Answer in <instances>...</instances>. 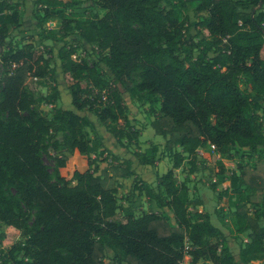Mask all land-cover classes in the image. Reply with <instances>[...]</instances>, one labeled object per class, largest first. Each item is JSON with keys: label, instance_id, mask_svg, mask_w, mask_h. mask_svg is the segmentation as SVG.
Here are the masks:
<instances>
[{"label": "trees", "instance_id": "trees-1", "mask_svg": "<svg viewBox=\"0 0 264 264\" xmlns=\"http://www.w3.org/2000/svg\"><path fill=\"white\" fill-rule=\"evenodd\" d=\"M36 2L41 21L60 20L64 43L56 58L72 105L91 112L117 142L137 145L140 132L129 121L124 90L157 106L151 124L169 136L164 149L181 151L172 152L171 168L154 185L137 178L132 159L109 152L87 115L59 105L54 84L44 94L28 83L55 80L52 45L5 47L21 17L16 1L0 0V264H105L106 249L112 264H183L185 256L189 264L264 260V174L254 164L247 178L246 163L237 173L222 162L247 150L264 163V0H98L103 15L86 17L66 12V0ZM190 12L205 15L191 22ZM70 34L92 46L96 59L73 58ZM37 36L55 39L42 22ZM41 103L51 105L47 115ZM75 150L88 168L75 170L72 184L60 168ZM157 150L152 145L133 155L138 165L153 166ZM198 151L214 165L216 182H229L218 198L230 195L234 232L245 237L235 252L209 213L197 209L202 201L175 177L184 161L195 170ZM129 177L130 194L168 208L174 225L154 209L135 215L129 205L124 222L113 219L120 209L117 179Z\"/></svg>", "mask_w": 264, "mask_h": 264}, {"label": "rangeland", "instance_id": "rangeland-1", "mask_svg": "<svg viewBox=\"0 0 264 264\" xmlns=\"http://www.w3.org/2000/svg\"><path fill=\"white\" fill-rule=\"evenodd\" d=\"M19 4V13H20V20L21 26L17 28H13L10 31L9 37L7 38L4 46H14L20 45L24 42H31L34 44L35 47L44 49L46 51L51 47V55L53 59V66L55 68V80L45 79L41 85H38L35 81H28V83L38 89L42 93H46L48 85H55L57 87L59 93V105L64 109H71L80 115H87L92 124L94 125L95 130L98 134L102 137V141L104 145L110 147L115 151V154L112 153V150H109L113 155L121 158V159H132L133 161V169L137 178H142L148 184L154 185L155 180L158 175L163 174L172 166V152L173 151H181L180 147H175L171 152H168L164 149V144L168 135L161 136L157 135L155 128L151 124L154 118L156 117L157 113V106H150L148 104H141L136 100H133L129 97V94L122 90V97L124 103L127 105V113L130 123L138 129L140 132L139 142L137 145H130L125 146L119 142H117L106 130L104 127L99 126L96 123L95 116L89 111H78L71 103V97L68 92V83H65L62 79L60 68H59V60L56 58V53L58 48L64 43V41L60 38L59 35V27H60V20L55 17L47 18L44 21H41V17L43 12L40 10L39 3L36 0H14ZM69 1L71 4L69 7L66 8V12L71 13L74 16L78 17H86V16H93L103 15L104 11L100 8L98 4V0H66ZM205 13H201L199 15H194L192 12L189 13L190 21H195L201 19ZM42 22L43 26L47 30H51L54 35L55 39L53 41H46L41 42L37 36V23ZM197 31L196 28H191V34H195ZM69 43H72L77 47L76 53L72 56L73 58H86L88 61L92 62L96 59V55H89V51L93 48L89 44L84 41L78 39L75 34H70L65 40ZM49 55L48 52H46ZM1 69V68H0ZM51 105H47L46 103H41L38 106L39 112L44 115L48 114ZM263 122H264V115H263ZM89 132V136H92V132L89 128H87ZM152 145H156L158 147L156 153V161L154 162L153 166H143L138 165L133 152L136 150H144L147 147ZM70 154V153H69ZM240 156H236L231 160L222 159V162L227 167V169H233L238 173L237 166L239 164L244 165L246 163L247 166V178L253 174L256 169L252 168L254 164L256 168L259 169L262 174H264V163L259 160H256L255 157L247 150L240 152ZM217 159H219L217 155ZM45 162L52 166L53 161L50 159H45ZM109 164V161L106 162H99V166L106 167ZM65 167V166H64ZM62 167V168H64ZM68 168L67 172H62V175L69 179L73 184L75 181L70 178V175L73 174L75 170H80L78 165ZM213 168L212 162L208 159L206 163L202 162V158L200 153L198 152L197 157V165L194 171H190V165L184 161L182 166L174 169V174L178 182H185L188 189L189 194L192 199H200L202 201V205L198 206L197 209H203L209 213L210 220L214 225H216L222 232L225 240L229 246H231L233 252H235V245L238 242L245 241V237L243 235H237L234 232V206L229 201L228 194L224 195L222 198H218V195L221 191L229 187V182L217 183L216 179L213 175ZM61 171V169H60ZM63 171V170H62ZM61 173V172H60ZM69 177V178H68ZM72 177V176H71ZM117 181H119L117 179ZM133 180L129 178L125 181H122L117 188V198L118 203L120 205V209L116 212L113 219L119 221H125V215L123 212V208L127 205L130 206L131 210L134 212L135 215H139L144 211H148L151 209L156 210L157 212L161 213L162 215L166 216V220L169 224L174 225V219L172 213L169 211L168 208H157L155 202L150 200L147 196L143 193L131 192ZM215 184V188L213 185ZM229 193V189H227ZM129 198V199H128ZM233 200V198H232ZM195 211V210H194ZM167 223V224H168ZM2 227L0 225V231ZM18 239V235H15L11 238V242H14ZM105 257L103 262L105 264H112V253L106 249L105 250ZM190 257L185 256L183 259V264H189ZM125 264V263H122ZM197 264H213L208 260H200ZM249 264H264V260L253 262Z\"/></svg>", "mask_w": 264, "mask_h": 264}, {"label": "crops", "instance_id": "crops-1", "mask_svg": "<svg viewBox=\"0 0 264 264\" xmlns=\"http://www.w3.org/2000/svg\"><path fill=\"white\" fill-rule=\"evenodd\" d=\"M104 144V143H103ZM108 150H112V153L115 154V151L113 149H111L110 147L104 145ZM67 155V161H66V164H65V167L64 168H60L61 169V174L62 172H67L68 168L70 167H73L75 168L74 166L78 165L79 169L82 171L86 170L88 168V165H87V161H86V158L82 155H80L76 150L73 151L72 153H66ZM93 156V155H92ZM63 170V171H62ZM80 171V172H82ZM72 175H70V178H71ZM69 178V177H68ZM128 178H118L119 182L121 183L122 181H125L127 180ZM130 180H133V177H129Z\"/></svg>", "mask_w": 264, "mask_h": 264}, {"label": "built area", "instance_id": "built-area-1", "mask_svg": "<svg viewBox=\"0 0 264 264\" xmlns=\"http://www.w3.org/2000/svg\"><path fill=\"white\" fill-rule=\"evenodd\" d=\"M200 153V151H198Z\"/></svg>", "mask_w": 264, "mask_h": 264}]
</instances>
